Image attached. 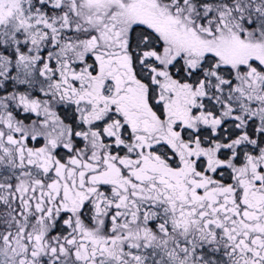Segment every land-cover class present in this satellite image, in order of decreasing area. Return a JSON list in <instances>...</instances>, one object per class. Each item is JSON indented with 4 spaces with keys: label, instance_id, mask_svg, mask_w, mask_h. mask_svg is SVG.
I'll return each instance as SVG.
<instances>
[{
    "label": "snow or ice",
    "instance_id": "obj_1",
    "mask_svg": "<svg viewBox=\"0 0 264 264\" xmlns=\"http://www.w3.org/2000/svg\"><path fill=\"white\" fill-rule=\"evenodd\" d=\"M0 264H264V0H0Z\"/></svg>",
    "mask_w": 264,
    "mask_h": 264
}]
</instances>
